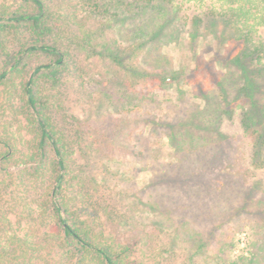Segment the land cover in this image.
Listing matches in <instances>:
<instances>
[{"label": "trees", "instance_id": "obj_1", "mask_svg": "<svg viewBox=\"0 0 264 264\" xmlns=\"http://www.w3.org/2000/svg\"><path fill=\"white\" fill-rule=\"evenodd\" d=\"M21 1L23 7L15 10L0 6V84L6 85L0 109L14 111L18 103L20 113L29 119L33 138L17 149L15 142L10 141L11 130L8 131L5 120L0 137V264H175L179 258V264H220L218 255L205 254L204 237L189 226L190 218L180 214L176 203L154 198L151 190L147 200L133 191L113 190L111 173L106 172L100 180L101 195L94 200L88 197L79 200L72 192L63 194L67 175L74 170H69L70 141L76 145L87 139L79 130L68 132L60 125L57 114L69 111L65 87L53 94L52 90L42 88L38 79L47 75L51 87H57L67 77L74 78L66 73L77 68L78 54L84 52L86 58L108 59L113 68H107L106 76L115 75L109 77H116L122 86L125 76L117 73L121 67L129 77L125 80L128 86L135 82L132 79L143 82L148 78L161 87L176 76L167 68L157 72L141 68L136 59L138 49L158 43V33L163 32L165 24L169 25V31L162 36L166 40L184 29L188 21L189 33L195 36L201 33L199 24L206 18L220 19L219 32L227 43L221 60L228 76L218 75L214 80L216 87L201 89L197 94L204 107L195 110L191 120L202 123L199 133L185 121L169 132V138L178 154L188 155L185 145L195 149L202 173L223 175L224 181L216 180L219 184L235 191L246 186L244 199L247 189L252 188L250 176L264 168V35L255 38V34H260L256 27L264 26V0H217L218 7L204 6L203 0H195L196 12L192 15L189 13L193 9L182 0ZM138 18L141 24L137 23L136 28L125 26L129 20ZM152 48L154 45L148 46L146 52ZM36 53L46 59L37 63L30 78L22 82L20 71ZM152 54L146 53L149 59L158 60L159 53L153 58ZM194 57L195 68L202 69L204 60L197 61V56ZM100 93L95 98L97 116L112 100L107 91ZM78 95L88 101L93 98L92 91L87 89L78 90ZM235 114L243 135L248 138L239 149L243 157L216 171L214 165L217 158L221 159L218 156L224 141L220 127L224 117ZM65 133L73 139L67 141ZM100 155L98 148L87 155L79 169L86 175L78 178L81 174L77 176L76 172L77 187L98 182L90 172L96 167L94 158ZM184 158L180 154L177 168L187 174L182 179L187 184L185 201L205 200L209 197V190L204 187L206 179L187 172L189 167L183 166ZM9 167L15 170L9 172ZM170 170H175V166ZM243 171L248 172L247 178ZM164 180L177 181L173 176H165ZM158 181H163L162 176L152 174L146 188L151 189ZM105 184L110 186L109 195ZM76 192L83 195L80 188ZM80 207L86 211L83 220L78 213ZM145 211L158 218L156 225L152 222L154 226H146L142 216ZM108 223L113 229L107 227ZM114 231L119 234L116 236ZM126 232L134 236V241L120 238ZM197 255H204L203 261Z\"/></svg>", "mask_w": 264, "mask_h": 264}, {"label": "rangeland", "instance_id": "obj_2", "mask_svg": "<svg viewBox=\"0 0 264 264\" xmlns=\"http://www.w3.org/2000/svg\"><path fill=\"white\" fill-rule=\"evenodd\" d=\"M182 2L193 9L190 15L196 12L195 0H182ZM203 2L204 6L218 7L219 4L217 0H203ZM22 4L21 0H0L1 7L4 6L11 10L22 8ZM140 18L129 20L125 26L129 27L128 29L136 28L139 26L137 23L141 24ZM220 22L217 18H206L199 24L201 33L192 36L189 33L191 22L188 21L184 29L166 40L162 36L164 32L169 31V25L165 24L163 32L158 33L160 36L158 43H150L138 49L140 52L136 59L141 68L150 72L167 68L173 72V76H176L174 80L167 81L161 87L155 86V83L148 78L143 82L139 79H132L135 82L128 86V82L125 81L129 78L126 70L122 67L119 69L116 65L114 68L119 69L117 73L125 76L124 87L117 83L116 77H109L115 75L106 76L107 68H113L108 59H101L100 56L86 58L84 52L78 54L77 68H72L66 73V76H75L74 78L67 77L63 84L57 87H51V81L48 80L47 75L40 76L38 81L40 80L42 88H48L47 92L52 90L53 94H57L65 87L68 93L66 105L69 111L64 110L63 114L62 111L57 114L60 125L68 132L74 133V129L79 130L78 133L87 139L76 145L74 141H70L71 148L68 157L71 165L69 170L70 168L74 170L67 175L62 189L63 194L68 195L72 192L79 200L80 197L94 200L102 192L100 189L103 186L100 181L102 175L109 172L113 190L117 191L122 188L133 191L142 200H147L151 190L154 198L165 200L167 203L170 201L173 204L176 203L181 209L180 214L190 218L189 226L194 229V232L202 233L205 254L218 255L220 264H264V168L256 170L255 174L250 176L252 177L250 180L248 177L252 190L247 189L246 198L243 199L246 186H239L240 188L235 191L230 186H223L216 181H224L223 175L213 176L212 172L202 173L198 167L201 165V160L197 152L195 153V149L185 145L188 155L184 152L180 153L185 155L183 166L189 167L191 171L188 169L187 172L196 174L198 179L205 178L207 185L204 187L209 190V197L207 196L205 200L185 201L188 200L187 184L182 179L187 174L186 171L183 174L180 170L182 168H177L180 154L175 151L169 138V132L181 126L185 121L189 122L199 133L198 127L203 126L202 123L191 120L193 112L204 107L203 100L197 94L199 95L201 89L208 90L216 87L214 80L218 78V75L228 76L221 60L227 43H225L226 38L219 32ZM256 28L260 33L255 34V38L258 39V35H264V26ZM153 45L152 51L146 52V48ZM150 52H153L152 58L159 53L158 60L149 59L146 53ZM194 56H197V61L204 60L202 69L195 68ZM44 59L46 58L43 54L31 55L27 66L20 71V80L23 82V79H29L33 67ZM147 59L150 63H146ZM5 87V83L0 84V103L3 101L2 95ZM77 89L92 91L93 98L90 101L81 98ZM103 91H107L112 100L110 106L102 107L100 111L102 114L97 116L94 112L95 98ZM216 92L219 94V90ZM129 101L132 103L130 104ZM19 109L18 103L14 111L5 107L0 109V137L6 120L9 124V129L8 127L7 129L11 130L12 135L10 141L15 142L17 149L25 146L26 142L33 138L29 119L21 114ZM220 131L224 134V141L221 146L222 153L218 156L221 159L219 161L217 158L218 162L214 165L216 171H220L222 169L220 167L225 166L231 160L237 158L239 161L243 157L239 150L240 146L248 140L242 133L236 114L231 118L224 117ZM67 139L69 141L73 138L68 136ZM95 148L101 150V155L94 158L96 167L91 169L90 173L98 182L89 186L84 183L83 187H77L78 178L86 175L79 169L83 167L87 155L94 153ZM48 153L52 155L50 151ZM174 166L175 170H170L174 169ZM194 167L197 170H193ZM8 170L10 172L15 169L9 167ZM76 172H78L77 176L79 173L81 176L76 178ZM152 174L162 176L163 181H158L148 190L146 185ZM243 174L247 178L248 172L243 171ZM165 176H173L177 181L169 183L164 180ZM105 186L107 193L110 186L107 184ZM79 188L83 195L77 194L76 190ZM182 189L184 192L181 191ZM79 206H82V203ZM183 207H186V210H183ZM85 212L83 207L79 208L78 213L81 220L84 219ZM142 216L143 222L150 227L158 219L148 211H145ZM144 216L148 217L144 218ZM107 227L110 230L113 229L110 223ZM134 231L140 234L138 230ZM114 233L116 236L119 234L118 231ZM133 237L130 232L120 235V238H128L130 242L134 241ZM204 257V255L196 256L197 259ZM180 261L181 258L175 264H179Z\"/></svg>", "mask_w": 264, "mask_h": 264}]
</instances>
